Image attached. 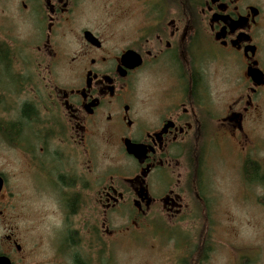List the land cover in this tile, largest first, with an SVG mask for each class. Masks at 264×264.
<instances>
[{
  "label": "flooded vegetation",
  "instance_id": "af4514ba",
  "mask_svg": "<svg viewBox=\"0 0 264 264\" xmlns=\"http://www.w3.org/2000/svg\"><path fill=\"white\" fill-rule=\"evenodd\" d=\"M90 1L0 0V226L26 182L60 214L34 264H264V0Z\"/></svg>",
  "mask_w": 264,
  "mask_h": 264
},
{
  "label": "rangeland",
  "instance_id": "374dc122",
  "mask_svg": "<svg viewBox=\"0 0 264 264\" xmlns=\"http://www.w3.org/2000/svg\"><path fill=\"white\" fill-rule=\"evenodd\" d=\"M120 6L119 2H115V0H93L80 5L78 14L83 15V18H87L88 23H95L96 21L89 19L100 20L101 14L118 13ZM16 22L18 23V21ZM24 31V27L20 28L19 34ZM45 77L47 75L43 64L40 68V94L47 92V87H45L47 80L43 79ZM219 178L220 188L226 189L225 174L220 175ZM16 190L13 192L12 197L14 207L8 208L7 220L0 226V238L6 235L15 238L23 249L24 260L20 264H34L36 258H40V260L50 258L52 242L50 241L49 227L60 220V214L55 207L52 196L38 195L33 192V188L26 182H23L22 185L19 183ZM229 199L230 197L225 194H218L217 196L219 204H222L223 207L230 203ZM236 204L237 202H235ZM242 231L246 232L247 229ZM220 233L221 236L226 235L223 229ZM142 243L146 244L147 241L143 239ZM122 253L126 254L125 252ZM134 256L133 261L125 257L121 258V262H118V264H167L166 257L161 252L154 253L145 249L144 251L139 250Z\"/></svg>",
  "mask_w": 264,
  "mask_h": 264
},
{
  "label": "water",
  "instance_id": "95a60500",
  "mask_svg": "<svg viewBox=\"0 0 264 264\" xmlns=\"http://www.w3.org/2000/svg\"><path fill=\"white\" fill-rule=\"evenodd\" d=\"M127 151L128 153L135 155L136 147H128ZM0 264H10V261L5 257H0Z\"/></svg>",
  "mask_w": 264,
  "mask_h": 264
}]
</instances>
